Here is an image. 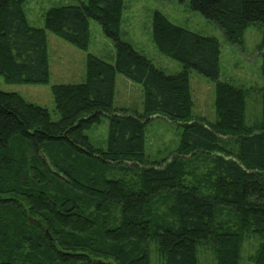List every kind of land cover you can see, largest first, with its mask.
<instances>
[{"label": "trees", "instance_id": "16d2710c", "mask_svg": "<svg viewBox=\"0 0 264 264\" xmlns=\"http://www.w3.org/2000/svg\"><path fill=\"white\" fill-rule=\"evenodd\" d=\"M26 1L0 0L7 83L48 84V32L88 50L90 19L113 40L115 59L87 52L83 82L51 86L57 120L0 89V264H152V243L163 264H200L202 242L212 244L216 264H240L248 233L262 238L250 264H264V86L262 117L250 124L247 90L220 80L216 37L156 11L153 40L183 66L167 74L122 39L125 0L52 6L42 27L29 23ZM189 2L241 48L248 27L260 25L264 75V0ZM192 69L215 81L214 121L194 115ZM118 74L143 86L142 111L114 105ZM104 116L107 145L97 147L87 131ZM155 116L181 128L176 148L160 159L146 153Z\"/></svg>", "mask_w": 264, "mask_h": 264}, {"label": "rangeland", "instance_id": "374dc122", "mask_svg": "<svg viewBox=\"0 0 264 264\" xmlns=\"http://www.w3.org/2000/svg\"><path fill=\"white\" fill-rule=\"evenodd\" d=\"M86 0H27L24 8L31 25L42 27L44 14L52 6L81 4ZM162 12L173 23L203 35L216 37L222 45L220 80L243 87L247 90V121L257 122L262 117V94L264 75L260 44L262 28L255 24L245 32L244 47L231 43L220 26L201 12L194 10L189 0H125L121 26L122 39L149 58L167 74H176L183 69L182 64L160 52L153 40V15ZM91 40L88 50L80 49L52 32H48L49 67L51 71L48 84H10L0 77V89L20 93L27 101L40 104L49 109L52 118L60 117L52 94L51 86L56 83H79L86 78V55L91 52L100 58L113 62L115 44L107 37L101 24L90 19ZM191 87L194 98V115L209 121L216 119L214 110L215 81L191 70ZM144 101L143 86L123 74L116 79L114 105L117 109L142 111ZM109 121L106 116L102 122L87 131L97 147L107 145ZM181 128L177 123L164 118H152L146 132V153L151 159L169 156L181 138ZM133 163H131V166ZM122 170H119L121 172ZM123 173H120L122 176ZM133 170L128 175L132 177ZM133 178V177H132ZM48 231V230H47ZM262 241L260 235L248 233L241 250L240 264H250ZM200 264H216L215 250L210 242H202L198 249ZM152 264H163L157 244H151Z\"/></svg>", "mask_w": 264, "mask_h": 264}, {"label": "crops", "instance_id": "0c3cea01", "mask_svg": "<svg viewBox=\"0 0 264 264\" xmlns=\"http://www.w3.org/2000/svg\"><path fill=\"white\" fill-rule=\"evenodd\" d=\"M215 110V109H214ZM216 114V113H215ZM153 118H164V117H162V116H155V117H153ZM164 119H167V118H164ZM167 120H169V119H167ZM171 121V120H170ZM171 122H173V121H171Z\"/></svg>", "mask_w": 264, "mask_h": 264}, {"label": "water", "instance_id": "95a60500", "mask_svg": "<svg viewBox=\"0 0 264 264\" xmlns=\"http://www.w3.org/2000/svg\"><path fill=\"white\" fill-rule=\"evenodd\" d=\"M34 220H36V219H34Z\"/></svg>", "mask_w": 264, "mask_h": 264}]
</instances>
